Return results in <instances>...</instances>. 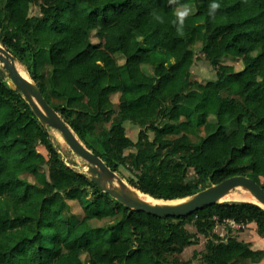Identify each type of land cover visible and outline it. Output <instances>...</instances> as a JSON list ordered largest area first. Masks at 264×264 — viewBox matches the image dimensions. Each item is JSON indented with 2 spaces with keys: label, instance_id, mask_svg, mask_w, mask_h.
I'll return each mask as SVG.
<instances>
[{
  "label": "trees",
  "instance_id": "16d2710c",
  "mask_svg": "<svg viewBox=\"0 0 264 264\" xmlns=\"http://www.w3.org/2000/svg\"><path fill=\"white\" fill-rule=\"evenodd\" d=\"M188 1L195 12L181 35L175 12ZM199 32L215 70L205 81L191 71ZM0 44L136 190L175 199L234 174L264 188V0H0ZM228 53L241 69L222 61ZM8 80L0 66V264H189L179 254L199 234L207 264H264L263 249L215 231L233 219L264 236L259 204L223 200L163 217L127 207L62 151ZM125 120L138 125L136 140Z\"/></svg>",
  "mask_w": 264,
  "mask_h": 264
},
{
  "label": "water",
  "instance_id": "95a60500",
  "mask_svg": "<svg viewBox=\"0 0 264 264\" xmlns=\"http://www.w3.org/2000/svg\"><path fill=\"white\" fill-rule=\"evenodd\" d=\"M17 61L18 60L13 56V54L0 44V66L5 70V73L9 78L8 83L12 87L20 90L24 99L29 103L32 110L44 126H51L59 131L62 138L69 145L72 151L83 160L81 165L82 167L87 168L88 171L86 170V172L89 177L103 191L108 192L112 197H115L127 207L141 209L160 217L167 215H186L203 207L204 205L225 200L222 198V195L230 190H234V188L237 187H245L249 189L258 200V202L254 203L263 207L264 188L246 174L230 175L194 192L193 194L181 198L171 199L177 200V202L167 206L136 197L132 194L131 189H134L135 191L138 190L127 183L116 171L109 168L101 157L86 147L70 125L61 117L59 112H57L56 109L46 101L39 86L28 74V72L25 70L26 73H23L17 67ZM152 198L163 199L155 197Z\"/></svg>",
  "mask_w": 264,
  "mask_h": 264
},
{
  "label": "rangeland",
  "instance_id": "374dc122",
  "mask_svg": "<svg viewBox=\"0 0 264 264\" xmlns=\"http://www.w3.org/2000/svg\"><path fill=\"white\" fill-rule=\"evenodd\" d=\"M167 1H169V0H167ZM183 5H188L192 9L191 14L195 12L194 2L188 1L187 3H185ZM180 6H177L176 10ZM191 22H193L197 25H200L202 23V18H201V16L194 15L191 17ZM154 40H155V38L152 37L151 44H153L155 42ZM190 44H191V47L195 51V60L191 66V71H192L193 77L198 79V80H201V81H205L206 79L213 78L214 74H215L214 68L208 62H206L201 57V54H200V48L202 45V38H201L200 32L197 33L193 37V40L191 41ZM118 60L121 62L120 56H118ZM222 61L226 64L232 65L235 69H241L243 67V62L239 58L233 57V55H231L230 53L225 55L222 58ZM16 64L18 67H20V68L22 67L18 61ZM40 69L44 70V72L49 70V64H48L46 59L43 60L41 66H40ZM23 70L25 71L24 68H23ZM117 96H118V94L112 95V99L116 100ZM124 126L126 128L127 135H129L133 140H136L137 132L139 129L138 125L132 123L130 120H125ZM51 131L54 133L55 138L58 141V144H59L60 148L62 149V151L65 152V154L68 157H71L72 159L76 160L77 163H79L78 165L82 167V165H80V164L82 163L83 160L76 153H74L72 151V149L69 147V145L62 138L59 131L57 129H54V128L51 129ZM190 134H191L192 138L197 137V132H195L194 129H191ZM39 149L42 150L43 152H45V150L40 146H39ZM82 168L87 170L86 167H82ZM235 189L236 188H234V190ZM225 200H228V199H225ZM69 203L71 204V210L73 212H75L77 214L81 213V206L78 204L77 201L71 200V201H69ZM107 220H108V218H103L102 220L95 221L94 223L103 224ZM186 227L191 232L196 231V228L192 223H188L186 225ZM215 231L219 235H223L224 238L227 237V235H232L239 240L251 241L253 244L255 243L254 239H257V238L260 239V241L264 242V236H260L258 234V232L256 230V225L254 222H250V223L245 224L244 226H241V227L235 226V227H232L230 230L227 228L226 225L218 224L215 227ZM205 240H206V237L202 234H199L198 242L185 246V248L182 250V252H180L179 257L181 259H190L189 264H207L200 258V251L204 247ZM194 251H195V254H194Z\"/></svg>",
  "mask_w": 264,
  "mask_h": 264
},
{
  "label": "bare ground",
  "instance_id": "6f19581e",
  "mask_svg": "<svg viewBox=\"0 0 264 264\" xmlns=\"http://www.w3.org/2000/svg\"><path fill=\"white\" fill-rule=\"evenodd\" d=\"M17 65V64H16ZM18 67V66H17ZM23 73H26V71L23 70V68L21 69L20 67H18ZM131 192L133 195H135L136 197L142 198L144 200L147 201H151V202H155L161 205H170L172 203L177 202V200H163V199H154L151 196L135 191L134 189H131ZM222 198L228 199V200H249V201H253V202H258L257 198L255 197V195L247 188H241V187H237L235 190H230L227 193H225L224 195H222ZM264 208V205H262Z\"/></svg>",
  "mask_w": 264,
  "mask_h": 264
},
{
  "label": "clouds",
  "instance_id": "9594fccd",
  "mask_svg": "<svg viewBox=\"0 0 264 264\" xmlns=\"http://www.w3.org/2000/svg\"><path fill=\"white\" fill-rule=\"evenodd\" d=\"M169 3H175V0H169ZM221 7L219 3L213 2L210 5L209 15L215 18L216 11ZM192 9L188 5H181L175 12L176 20L174 24L177 25L176 31L178 34L183 35L185 20L191 14ZM160 23H163V19L160 16L154 17Z\"/></svg>",
  "mask_w": 264,
  "mask_h": 264
},
{
  "label": "built area",
  "instance_id": "2783aa9c",
  "mask_svg": "<svg viewBox=\"0 0 264 264\" xmlns=\"http://www.w3.org/2000/svg\"><path fill=\"white\" fill-rule=\"evenodd\" d=\"M218 224L226 225V226L229 225L231 227H235V226L241 227V226H244V224L238 223V222L234 221L233 219H224L221 223H217V225Z\"/></svg>",
  "mask_w": 264,
  "mask_h": 264
},
{
  "label": "crops",
  "instance_id": "0c3cea01",
  "mask_svg": "<svg viewBox=\"0 0 264 264\" xmlns=\"http://www.w3.org/2000/svg\"><path fill=\"white\" fill-rule=\"evenodd\" d=\"M254 242H255L254 244L251 242L252 248L264 250V242L263 241H260V239L257 238V239H254Z\"/></svg>",
  "mask_w": 264,
  "mask_h": 264
}]
</instances>
